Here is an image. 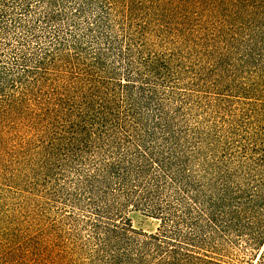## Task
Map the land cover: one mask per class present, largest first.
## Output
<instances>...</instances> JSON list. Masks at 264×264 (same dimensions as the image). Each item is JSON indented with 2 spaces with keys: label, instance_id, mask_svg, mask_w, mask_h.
Wrapping results in <instances>:
<instances>
[{
  "label": "trees",
  "instance_id": "16d2710c",
  "mask_svg": "<svg viewBox=\"0 0 264 264\" xmlns=\"http://www.w3.org/2000/svg\"><path fill=\"white\" fill-rule=\"evenodd\" d=\"M18 27L12 34L18 46L8 41L12 67L0 55L1 114L18 115L33 130L28 140L39 141L35 149L43 151L40 162L47 171L72 167L82 175L78 188L99 200L132 193L153 198L159 178L146 183L144 176L171 167L174 132L164 131L154 151L152 133L135 107L139 97L146 101L156 87L165 88L170 75L168 59L148 48L149 35L169 33L175 43L190 36L197 46L203 38L192 34L195 29H210L212 39L222 35L239 52L250 79L240 87L241 132L236 147L223 149L221 194L210 201L207 219L228 226L245 212L249 223L257 221L256 212L264 213V0H0V36ZM117 57L119 65L111 67ZM23 204L7 203L0 216L7 247L0 251L2 264H77L73 247L57 230L33 228L39 214ZM105 205L93 204L92 238L106 255L103 263L115 264L120 246L126 256L138 230L122 216L101 223L100 215L108 218L113 208ZM152 207L169 211L170 205ZM144 235L142 242L153 246L164 236ZM252 237L264 243V221Z\"/></svg>",
  "mask_w": 264,
  "mask_h": 264
},
{
  "label": "rangeland",
  "instance_id": "374dc122",
  "mask_svg": "<svg viewBox=\"0 0 264 264\" xmlns=\"http://www.w3.org/2000/svg\"><path fill=\"white\" fill-rule=\"evenodd\" d=\"M20 29L0 36V55L6 68L12 67L14 60L10 43L19 44L12 34ZM210 31H193L194 36L203 38L201 46L194 45L190 36L175 43L169 39V33L149 35L148 48L168 59L170 75L165 88L157 85L152 96L145 95L147 102L139 97L135 107L143 116V128L152 133L148 138L154 151L159 150L164 131H172L175 136L170 148L174 154L169 156L171 167L144 176L146 183L152 182V177L159 178L160 186L153 198L137 193L122 194L116 199L109 195L100 200L93 193L89 198L90 194L77 186L82 175L72 167L49 171L43 167V151L35 149L36 142L28 140L35 133L18 121V115H2L0 102V216L7 203L13 205L23 200L26 210L39 214L33 228L41 224L46 233L58 231L59 237L73 247L77 264H104L106 255L96 249L89 218L94 216V203L105 209L106 202L111 205L110 210L113 208L106 214L108 218L100 215L101 223L122 216L138 230L133 243L126 248V256L120 246L115 264H264V257H260L264 243H256L252 237L264 221L262 210L256 212L254 223L248 222L246 212L228 226L207 219L210 201L221 194L219 163L223 149L228 146L231 150L241 132L245 103L239 97L240 87L250 79L237 49L223 42L222 35L212 39ZM222 51L225 52L220 55ZM117 60L118 57L110 66L119 65ZM7 91L15 92L8 87ZM18 147L28 150L19 152ZM25 195L28 197L23 199ZM165 204L170 205L169 211L152 207L162 208ZM3 222L0 218V251L7 248L1 233ZM158 231L164 236L158 239L157 246L142 242L145 233ZM18 238L19 235L14 240Z\"/></svg>",
  "mask_w": 264,
  "mask_h": 264
}]
</instances>
